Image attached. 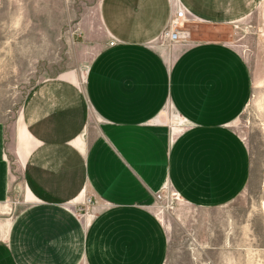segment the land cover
Segmentation results:
<instances>
[{"label":"crops","instance_id":"crops-1","mask_svg":"<svg viewBox=\"0 0 264 264\" xmlns=\"http://www.w3.org/2000/svg\"><path fill=\"white\" fill-rule=\"evenodd\" d=\"M77 1L83 70L38 82L16 121L0 120V264H165L157 194L211 212L250 182L234 123L253 68L210 28L245 19L256 0ZM180 6L198 20L190 41L168 44Z\"/></svg>","mask_w":264,"mask_h":264},{"label":"rangeland","instance_id":"rangeland-1","mask_svg":"<svg viewBox=\"0 0 264 264\" xmlns=\"http://www.w3.org/2000/svg\"><path fill=\"white\" fill-rule=\"evenodd\" d=\"M79 11L76 0H0V120L8 126L38 82L83 70ZM210 29L238 46L253 68L252 99L234 123L250 151L252 175L235 201L211 212H190L175 191L164 190L157 211L170 237L165 264H264V0H256L252 14L225 30ZM84 203L76 202L79 214Z\"/></svg>","mask_w":264,"mask_h":264},{"label":"built area","instance_id":"built-area-1","mask_svg":"<svg viewBox=\"0 0 264 264\" xmlns=\"http://www.w3.org/2000/svg\"><path fill=\"white\" fill-rule=\"evenodd\" d=\"M197 20L198 18H192L189 11L184 6L183 7L180 6L176 8L174 11V16L172 17L169 25L162 33V39L168 44L190 41L191 31L187 27V25ZM114 43H115L114 41L110 42L111 45H114ZM163 192L157 194V199H156L157 203L155 205L156 208H158L161 201L164 200L165 196ZM176 195L177 198L179 199V195L178 194Z\"/></svg>","mask_w":264,"mask_h":264}]
</instances>
